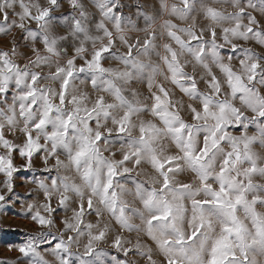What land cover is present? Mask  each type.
Here are the masks:
<instances>
[{
	"label": "clouds",
	"instance_id": "obj_1",
	"mask_svg": "<svg viewBox=\"0 0 264 264\" xmlns=\"http://www.w3.org/2000/svg\"><path fill=\"white\" fill-rule=\"evenodd\" d=\"M0 26V138L39 145L19 210L49 221L26 220L39 260L20 264H62L49 242L68 236L69 264L89 243L109 252L102 264H210L225 236L227 264H264V0H0ZM236 75L250 91L233 92ZM221 188V205L199 203Z\"/></svg>",
	"mask_w": 264,
	"mask_h": 264
},
{
	"label": "snow or ice",
	"instance_id": "obj_2",
	"mask_svg": "<svg viewBox=\"0 0 264 264\" xmlns=\"http://www.w3.org/2000/svg\"><path fill=\"white\" fill-rule=\"evenodd\" d=\"M50 2L55 5L57 0H50ZM47 10L45 12H42L39 17H36V19H44L46 17ZM6 19V18H5ZM249 35L253 33L254 30L249 29ZM8 35L7 29L0 26V44H2L5 47H9L7 41L4 39ZM213 37H215V33L211 34ZM264 35L261 33H257V37ZM21 39L23 36L21 35ZM199 37H194V39H198ZM19 43V39L17 40V44ZM111 43V41H110ZM145 45H147V41L144 42ZM133 48L129 46L128 55L129 58H131ZM110 52V49L105 46L103 48H99L95 51L94 55L87 60H85L81 65L79 70L83 72L85 68L91 69L93 67L94 62H98L101 60L102 57L106 56ZM246 56H255L254 53L251 52V49L246 50L245 52ZM259 56H256V59H259ZM71 63V61H70ZM2 64V62H0ZM241 64L243 65V61H241ZM96 67H99V64H96ZM259 68V65L255 62L251 63L246 67V70L248 72L247 79L250 82H255L257 70ZM73 75V72L71 70L68 71L67 77L65 78V83H67V79L70 78ZM37 79V77H33V80ZM232 90L234 93L243 95L246 91H250L248 87L244 84L243 80L239 75L235 76V79H230ZM3 79L0 78V87H3ZM21 90L24 91L25 97L31 96L33 93L26 91L24 88ZM6 91V89H5ZM205 111H207V106H205ZM261 117L264 118V112H261ZM237 120L242 119L241 116L236 117ZM36 127H39V125H36ZM222 127V124H218L217 128L219 129ZM118 132H123V128H118ZM223 137H221L222 139ZM102 138L97 136V140H101ZM22 147L15 146L14 144L9 143L8 139L0 138V149L6 148L8 153H10L9 157H6L4 155H0V175H2L5 179L0 180V184L4 185L3 190H0V210L6 208L7 202L13 200L14 196L17 194V189L23 187V185L19 182V177L23 176L26 177L28 175V171L32 167L34 163V153L36 155L39 154V145L36 144L33 140V137L31 133L25 132L23 133L22 139H21ZM201 153L207 152V146L201 148ZM19 154V156L22 157L21 163L17 165L16 163V156ZM197 158H200V154H197ZM127 159V157H125ZM170 163V162H169ZM165 186H167V180H165ZM40 188L42 190L43 197L45 199H48V192L46 186L43 184H40ZM106 190L110 188V184L105 186ZM259 190V189H258ZM7 193V194H5ZM27 197L29 199L32 198L31 193H26ZM216 197L213 200H205V201H199L202 205H221L222 200L221 197L224 196L225 198H228V194L225 191L224 188H221L220 191L216 192L214 194ZM239 201V197H237V202ZM60 204L63 205V200L60 201ZM29 209H31L33 206L29 205ZM40 207H45V205H40ZM47 211L50 212L53 216L56 215L57 212L60 211L59 208L53 207V202L51 200H48L47 203ZM85 207H87L88 211H91L92 205L91 200L88 201L87 205H81L78 209L80 213L84 212ZM4 215L2 211H0V216ZM20 217L27 220H32L33 223H35L38 226H47L49 224V221L45 218L44 215H42L40 212H32L29 210L28 212H24L23 210L20 211ZM153 221H160V220H166L167 219V213H165L162 216H154ZM199 229H197L196 232H193L187 239L189 241H192L197 234L199 233ZM4 230L0 228V235H2ZM44 233H41V236H43ZM103 233H100L97 235L96 239H102ZM229 238L227 236L220 238L216 242V247L214 249L215 255L212 256L210 260V264H227V260L225 259V247H226V241ZM38 238L34 237L31 233H26L25 239L22 243L16 244L12 243L10 241H4L2 238H0V249H3L6 246L10 245L9 253H16L15 257L11 255H7L5 259L0 260V264H20V259L28 258L31 256L35 261L39 260V258L36 256V250L38 247L37 243ZM73 241V237L68 236L67 237V243H65V240L62 238H54L49 242V247L55 248L56 253L58 254L60 260L62 261V264H69L68 260V253L66 249L71 245ZM178 244L182 243V241H177ZM111 247L113 249H120L121 242L119 239H114L111 241ZM125 256L130 255L131 253L125 249L124 253ZM109 252L103 248L94 247L91 243L85 247L84 252L82 255H79L77 257L79 264H102L103 258L108 257ZM111 260L113 261V264H127L126 261H120L117 257H111ZM42 264V261L40 262ZM170 264H176V261H171Z\"/></svg>",
	"mask_w": 264,
	"mask_h": 264
},
{
	"label": "rangeland",
	"instance_id": "obj_3",
	"mask_svg": "<svg viewBox=\"0 0 264 264\" xmlns=\"http://www.w3.org/2000/svg\"><path fill=\"white\" fill-rule=\"evenodd\" d=\"M16 162L21 163V160L16 156ZM23 177V176H21ZM3 176L0 175V179ZM23 185V180L19 181ZM23 195V187L17 189V194L14 196L13 200L7 202L6 208L0 210L4 215L0 216V228L4 230L5 233L0 235L4 241H10L12 243H22L25 239L27 229L30 227L27 225L26 220L20 217V204L21 200L18 198ZM29 199L28 197H26ZM10 245L0 249V260L5 259L7 255L15 257L16 253H9Z\"/></svg>",
	"mask_w": 264,
	"mask_h": 264
}]
</instances>
